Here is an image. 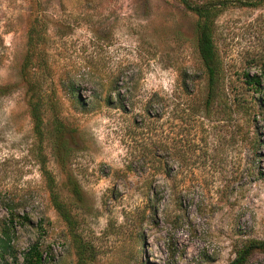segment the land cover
Instances as JSON below:
<instances>
[{"label": "rangeland", "instance_id": "374dc122", "mask_svg": "<svg viewBox=\"0 0 264 264\" xmlns=\"http://www.w3.org/2000/svg\"><path fill=\"white\" fill-rule=\"evenodd\" d=\"M191 1L222 5L209 103L178 0H0V264L32 245L42 264H225L264 240V0Z\"/></svg>", "mask_w": 264, "mask_h": 264}, {"label": "trees", "instance_id": "16d2710c", "mask_svg": "<svg viewBox=\"0 0 264 264\" xmlns=\"http://www.w3.org/2000/svg\"><path fill=\"white\" fill-rule=\"evenodd\" d=\"M187 9L193 11L197 16L198 28V51L199 56L208 79V100L214 98V86L220 74V62L213 42L212 23L217 14L220 13V3L207 1L204 3H192L191 0H178ZM255 6L258 2L249 3ZM243 76L246 83L250 84L255 90L262 88L261 75H250L244 72ZM30 114L34 120V127L38 134L41 133L42 117L39 111V102L35 97L30 98ZM55 206L61 210L62 206L56 201ZM10 244L6 239L0 237V250L3 253L9 252ZM255 250H264V240L250 239L236 250L235 257L225 264H243ZM26 264H42V252L36 245H32L24 254Z\"/></svg>", "mask_w": 264, "mask_h": 264}]
</instances>
